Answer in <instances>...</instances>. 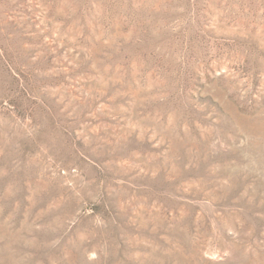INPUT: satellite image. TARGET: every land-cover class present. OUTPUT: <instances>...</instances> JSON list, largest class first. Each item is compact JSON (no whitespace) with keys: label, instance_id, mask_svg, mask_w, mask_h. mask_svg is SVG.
<instances>
[{"label":"rangeland","instance_id":"obj_1","mask_svg":"<svg viewBox=\"0 0 264 264\" xmlns=\"http://www.w3.org/2000/svg\"><path fill=\"white\" fill-rule=\"evenodd\" d=\"M0 264H264V0H0Z\"/></svg>","mask_w":264,"mask_h":264}]
</instances>
